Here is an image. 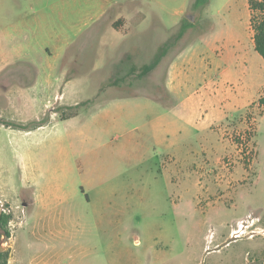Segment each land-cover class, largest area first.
I'll list each match as a JSON object with an SVG mask.
<instances>
[{
	"label": "rangeland",
	"instance_id": "rangeland-1",
	"mask_svg": "<svg viewBox=\"0 0 264 264\" xmlns=\"http://www.w3.org/2000/svg\"><path fill=\"white\" fill-rule=\"evenodd\" d=\"M116 1L92 24L98 0L58 4L60 15L42 3L36 26L47 43L3 51L0 213L12 218L3 251L21 264L264 263V59L248 47L246 0ZM67 7L70 32L58 21ZM18 16L0 0L1 43ZM59 28L68 46L52 42ZM184 50L169 93L168 63ZM224 51L227 74H208ZM35 74L34 94L1 90ZM26 166L64 178V195L42 187L40 200L74 204L50 211L66 234L17 227L15 203L31 190L13 186Z\"/></svg>",
	"mask_w": 264,
	"mask_h": 264
},
{
	"label": "crops",
	"instance_id": "crops-1",
	"mask_svg": "<svg viewBox=\"0 0 264 264\" xmlns=\"http://www.w3.org/2000/svg\"><path fill=\"white\" fill-rule=\"evenodd\" d=\"M6 3L11 7L15 12L19 14L17 23H9L10 29H6V43L0 42V67L4 65V62L6 61L4 57V52L7 49H11L14 51H23V50H29L34 49L37 45L42 43H47L42 37H40V30L37 29L36 23H40L42 20V17H40L37 14V11L35 10V7L38 5H41L42 3H50V9L51 12H55L56 14L60 15V12L58 11V4L62 5L63 7L66 6V4L70 0H5ZM100 1L98 6L99 8L94 13V16H90V24L93 22V18H97L98 16H102L105 14L107 4L112 5L113 3H116V0H98ZM190 2H194L196 0H189ZM199 1H205L207 3L212 2L214 0H199ZM216 1H224V2H230L231 0H216ZM247 9L249 12V20H248V30L249 33L247 35V43L249 49L254 50V42H253V29L250 24L251 19V10L249 9L248 0H246ZM16 9V10H15ZM26 9H31L29 12L26 11ZM57 9V10H56ZM59 12V13H58ZM72 10L70 8H65L64 12L60 16V21L63 24V28H66L69 30H74L75 26L74 24H69V19L72 17ZM59 17V16H58ZM120 18V17H119ZM124 18V17H122ZM12 19V18H11ZM55 20H49L46 23L48 25L50 23L53 24ZM89 24V25H90ZM117 31H120L122 29L128 28L126 25L123 26H113ZM81 29V27L77 28V30ZM127 30V29H126ZM57 36L52 39L53 43L61 44L62 46H68L70 44L71 40H69L66 37V31H61L60 28L56 31ZM187 50V49H185ZM185 50L181 53H179L175 58L171 59L168 63V68L166 71V89L169 93H171L176 85L178 76L184 72V58L186 57L184 54ZM231 57V52L224 51L221 53V57L217 59L214 63L210 64L208 69L206 70L209 74L210 72L214 71L213 67L217 68V74L220 75H226L227 70L226 68H222L219 70V61L221 59H228ZM213 66V67H211ZM212 83H213V79ZM39 79L38 75L35 74L34 77L25 79L24 76L19 77L18 79V86L14 88L12 84L8 82V80L4 81V85L1 86V90L5 92H19L21 95L23 94H34L35 92H38L37 89L39 88L38 85ZM181 86V85H180ZM215 87V88H214ZM218 87L214 86L211 88L212 94L216 95L218 92ZM264 89V87L262 88ZM261 90L258 92L257 100L260 96L263 94L261 93ZM255 99V100H256ZM253 100V101H255ZM252 101V102H253ZM250 102L249 104H251ZM248 104V105H249ZM247 105V106H248ZM204 153L201 151V154ZM39 166V162L36 164ZM38 178H44L45 182H39ZM42 187H45L50 194L53 195H64L66 193L65 190V180L64 178L61 179V176L58 174V172L52 171L50 173H45L37 169L35 170V174L33 172H30L29 169L23 167V169H20L18 181L13 186L16 194L31 190V196L29 201H21L22 204L19 205V203H15V208L18 212V218L21 219L17 223V227H23V231H30L31 233H39L42 232H48L51 235L56 234H66L67 229L62 224L60 229H56L55 227V218L50 217V211L56 210L61 206H68V210H72L74 207V204H69L68 202H43L40 200V190ZM44 189V188H43ZM75 206H81V204H76ZM105 206H111V205H105ZM65 209V208H64ZM121 209V208H120ZM49 212V213H48ZM12 219V218H11ZM117 236H121V234H116ZM20 258L15 255L14 251L13 254L9 257L7 260L8 264H21ZM42 264H49V261L44 260ZM50 264H53L52 262Z\"/></svg>",
	"mask_w": 264,
	"mask_h": 264
},
{
	"label": "trees",
	"instance_id": "trees-1",
	"mask_svg": "<svg viewBox=\"0 0 264 264\" xmlns=\"http://www.w3.org/2000/svg\"><path fill=\"white\" fill-rule=\"evenodd\" d=\"M207 4L205 1H194L195 6H203ZM249 9L251 10L250 24L253 29L254 50L264 59V0H248ZM184 31V28L178 33V36ZM166 46V45H165ZM164 49V48H163ZM157 60L145 66L150 70L157 64ZM259 106L264 107V94L258 98ZM11 219L10 213H0V233H4L5 237L10 236L8 223ZM7 251L0 252V264H7ZM264 264V263H262Z\"/></svg>",
	"mask_w": 264,
	"mask_h": 264
},
{
	"label": "bare ground",
	"instance_id": "bare-ground-1",
	"mask_svg": "<svg viewBox=\"0 0 264 264\" xmlns=\"http://www.w3.org/2000/svg\"><path fill=\"white\" fill-rule=\"evenodd\" d=\"M243 227H244L243 223L240 222L239 223V229L237 231H235V233L242 234L243 233Z\"/></svg>",
	"mask_w": 264,
	"mask_h": 264
},
{
	"label": "built area",
	"instance_id": "built-area-1",
	"mask_svg": "<svg viewBox=\"0 0 264 264\" xmlns=\"http://www.w3.org/2000/svg\"><path fill=\"white\" fill-rule=\"evenodd\" d=\"M4 212H7L6 210H3ZM7 213H9V212H7ZM10 236H11V233H10ZM9 236V237H10ZM0 237H2L3 239H4V241H6V239H5V234L4 233H0Z\"/></svg>",
	"mask_w": 264,
	"mask_h": 264
},
{
	"label": "water",
	"instance_id": "water-1",
	"mask_svg": "<svg viewBox=\"0 0 264 264\" xmlns=\"http://www.w3.org/2000/svg\"><path fill=\"white\" fill-rule=\"evenodd\" d=\"M4 250V247L0 245V252Z\"/></svg>",
	"mask_w": 264,
	"mask_h": 264
}]
</instances>
